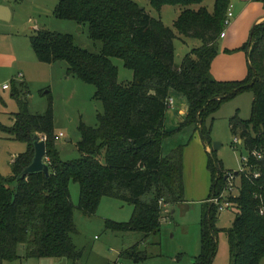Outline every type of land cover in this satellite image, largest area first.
I'll use <instances>...</instances> for the list:
<instances>
[{
	"label": "trees",
	"instance_id": "16d2710c",
	"mask_svg": "<svg viewBox=\"0 0 264 264\" xmlns=\"http://www.w3.org/2000/svg\"><path fill=\"white\" fill-rule=\"evenodd\" d=\"M149 1L158 10L165 4L182 7L174 27L134 0H59L55 15L87 23L90 36L102 41V50L93 52L77 45L69 33L40 28L30 35L39 60H65L68 74L95 85V96L102 101L103 110L98 112L95 126L79 125L81 156L65 160L57 147L52 98L45 111H33L25 96L28 85L14 84L19 109L12 123L0 121V128L11 138L26 141L28 147L14 156L10 174L0 171V264L20 257V243L26 246L27 258L81 256L73 240L77 227L71 180L79 182L78 207L85 214H94L103 196L119 198L133 205L132 215L126 221L106 219V227L140 231L143 241L154 236L159 242L164 206L186 200L184 145L179 143L163 153L165 137L177 130L165 126L171 89L182 92L189 103L178 128L194 124L204 139L210 113L238 92L253 91L251 117L241 118L236 113L230 125L236 134L240 126L246 147L262 150L263 156L251 155L247 170H239L238 194L231 196L237 211L225 230L229 264H260L264 257V20L253 26L241 46L249 57L247 75L217 79L210 66L219 49L231 0H214L212 9L205 4L193 6L203 0ZM181 35L199 38L202 43L177 64L174 40ZM113 56L121 57L133 69L132 80L118 81ZM35 134L46 135L49 175L44 171L23 172L34 156ZM208 167L212 173L211 196L224 188L226 174L212 152ZM256 170L260 175H254ZM203 207L201 251L194 264H212L218 250V205L206 200ZM120 254L135 263L149 256L140 243Z\"/></svg>",
	"mask_w": 264,
	"mask_h": 264
},
{
	"label": "rangeland",
	"instance_id": "374dc122",
	"mask_svg": "<svg viewBox=\"0 0 264 264\" xmlns=\"http://www.w3.org/2000/svg\"><path fill=\"white\" fill-rule=\"evenodd\" d=\"M7 2L13 17L11 22L26 28L28 34L36 29L45 28L52 31L69 33L74 42L93 52H100L103 43L94 39L89 34V25L79 24L73 19L59 18L54 9L59 0H3ZM156 17L174 27V20L178 16L181 6L165 4L160 10L155 8L149 0H134ZM262 2V0H254ZM235 4L234 12L241 3L232 0ZM202 4L213 8L214 0H203L201 3L193 4L198 7ZM255 12L251 6H247L237 16L239 27L247 25L246 32L250 35L254 23L250 20ZM234 15L232 16L233 19ZM264 20V19H263ZM228 28V27H226ZM231 41L224 34L219 39V49L224 43ZM202 41L192 36H178L174 40L175 62L180 64L186 53ZM218 49V50H219ZM242 51V52H241ZM240 53H244L245 71L239 77L244 78L249 71L246 60V50L241 47ZM237 56L235 52L232 54ZM113 62L118 66V81L128 82L133 79L134 71L124 64L121 57L113 56ZM45 68L35 72L31 81L28 80L26 97L29 99L31 110L43 112L46 110L49 98H52L54 110V131L56 134L63 132L64 135L57 139V147L62 159H73L81 156L78 142L81 139L79 125L81 122L95 126L98 123L97 114L103 110L102 101L95 96L96 87L92 83L85 82L81 78L68 74V63L58 60L53 64H45ZM238 78V79H241ZM47 90H49L47 92ZM254 93L250 89L238 92L234 96L224 100L212 113L207 116V137L204 139L199 130H195L194 124H188L179 129L176 135L178 143H182L186 149L184 153V180L185 197L188 201L170 203L163 209L161 231L155 237L151 236L143 241V233L140 231H114L106 227V219L117 221L129 220L133 205L119 198L103 196L97 211L94 214H85L79 207L80 185L79 182L71 180L70 192L75 205L74 220L77 231L73 233V240L82 254L77 259L66 256L61 257H29L23 256L6 260L4 264H194L195 258L201 251V219L203 214V203L209 201L211 182V170L208 167L210 152L224 174L228 171L244 170V156L248 155L249 149L245 142L235 143L236 133L232 130L230 119L236 113L241 118H250L252 115ZM9 114H0V120L4 124H11ZM238 133L242 128L238 126ZM8 132L0 128V171L8 175L12 172V160L14 155L27 149L28 144L22 140H11ZM171 136L165 137L164 152L170 149ZM170 141V142H168ZM220 144L215 148V143ZM171 146V145H170ZM210 146V149L208 148ZM169 149V150H168ZM204 156L205 175L201 172ZM219 169V170H220ZM218 169H216L217 171ZM240 183V178H236ZM237 191V190H236ZM210 202V201H209ZM237 207L231 205L219 210L216 220L218 250L212 264H229V242L225 228L232 225L236 215ZM140 243L146 248L149 256L135 263L133 260L122 256L123 249L132 244ZM26 246L19 244L18 252L25 255ZM260 264H264V257Z\"/></svg>",
	"mask_w": 264,
	"mask_h": 264
},
{
	"label": "crops",
	"instance_id": "0c3cea01",
	"mask_svg": "<svg viewBox=\"0 0 264 264\" xmlns=\"http://www.w3.org/2000/svg\"><path fill=\"white\" fill-rule=\"evenodd\" d=\"M239 1V3L241 4L238 7L237 11L234 12L233 7L235 4L231 0L234 17L233 19H231V22L227 26H225V29L220 35L221 38L224 34H226L227 38L231 37V41H229L228 43H224L223 46H221V48L218 50L217 54L214 56L211 62V74L217 79H238L241 78L239 76L243 75L245 71V59L243 55L244 53H240V51L241 46L249 39L251 32L250 35L246 32V30L249 29L248 25L247 28L246 26L244 27V25L241 28L239 27L237 15L242 12L245 8H247V6H251L252 10L255 12V16L251 18L250 25H252L253 23L255 25L256 23L264 19L263 1ZM0 5H4L0 9V114H9L8 116L11 119V122H13V115L19 109L18 100L13 92L14 84L16 83L18 85H21V83L24 82V84L28 85V80L31 81L35 72L39 71L42 68H45V64H53L54 62H45L39 60L31 43V34H28L26 28L24 29L23 26L11 22L13 12H11V9L7 5L6 1L0 0ZM31 28L37 29L36 26H31ZM235 52L238 54L237 56L232 55ZM245 53L246 60L249 64L247 50ZM5 83H10L11 85L9 87H4L3 85ZM169 97L173 98V104L169 106L166 111L165 126L166 129L170 131L177 129L176 132L171 134L173 136L171 137V142L168 141L170 142L169 149H171L172 147L179 144V139L176 135L179 133L178 127L180 122L185 119V116L189 111V103L186 96L182 92L175 89L170 90ZM194 128L195 130H199L195 127V125ZM6 138L16 140L11 138L10 134ZM164 141L163 153H167L164 152ZM208 148L210 149V146H208ZM186 149L184 146L185 155ZM201 167L202 176L204 178V156ZM186 200L188 201V198H186ZM21 256L25 257L24 255H20V257Z\"/></svg>",
	"mask_w": 264,
	"mask_h": 264
},
{
	"label": "built area",
	"instance_id": "2783aa9c",
	"mask_svg": "<svg viewBox=\"0 0 264 264\" xmlns=\"http://www.w3.org/2000/svg\"><path fill=\"white\" fill-rule=\"evenodd\" d=\"M232 16H233V10H232V5H230L228 8V11H227L226 18H225V25L226 26L231 22ZM10 85H11L10 83H5L3 86L9 87ZM172 104H173V98L169 97L168 98V106H171ZM63 135H64V133L60 132L59 134H55V137H56V139H58ZM41 137L46 139V135H43ZM241 141H244V140L242 139L240 134H236L234 142L238 143ZM251 155H254L257 158H261L263 156V151L258 149V148H254L252 150H249L248 155L244 156V158H243L244 159V166H245L244 170H247V168L249 166V161H250ZM46 158H47V156H46ZM254 175L255 176L260 175V171L256 170L254 172ZM237 177H238V174H236L235 171H231V170L228 171L226 174V184H225L224 188L219 193L212 194L209 197V201L217 204L219 210H223V209L233 205V201L231 200V196L237 195L238 190H239V184H237L235 181Z\"/></svg>",
	"mask_w": 264,
	"mask_h": 264
},
{
	"label": "water",
	"instance_id": "95a60500",
	"mask_svg": "<svg viewBox=\"0 0 264 264\" xmlns=\"http://www.w3.org/2000/svg\"><path fill=\"white\" fill-rule=\"evenodd\" d=\"M4 5H0L3 7ZM34 143V156L32 161L24 168L23 172L24 174L32 173V172H38V171H44L47 175L50 174V167L49 163L45 159L47 156V148H46V139L40 137L39 134H35L33 138ZM219 142L216 141L215 148L219 146ZM236 174L239 173V171H235Z\"/></svg>",
	"mask_w": 264,
	"mask_h": 264
}]
</instances>
